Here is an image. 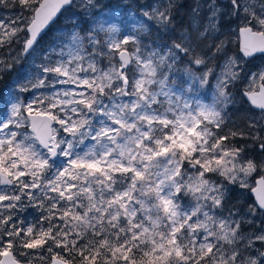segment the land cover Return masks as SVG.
<instances>
[{"label":"snow or ice","instance_id":"snow-or-ice-1","mask_svg":"<svg viewBox=\"0 0 264 264\" xmlns=\"http://www.w3.org/2000/svg\"><path fill=\"white\" fill-rule=\"evenodd\" d=\"M17 2L27 8L31 16L21 19L22 26L4 32L0 36V45L5 39L10 42L17 33L26 32L28 35L24 38L22 52L27 55L36 50L34 46L41 33L57 13L66 5H72L73 0H0V6ZM91 2L88 0L89 4ZM231 5L234 15H238L243 7V26L238 31L242 38L241 50L244 56H251L257 51L264 52V4L260 5L259 13L252 4L241 5L239 0H231ZM171 7V0H168L166 5L153 6L151 11H144L143 16L149 21L154 20L162 29H169L172 23ZM208 7L211 10L210 26L215 29L220 9L215 5V0ZM3 28L4 25L0 24V30ZM146 29L147 25L141 22L139 30L143 32ZM99 30L105 29L101 26ZM108 31L114 33L118 29L112 27ZM203 36L204 32H200L197 39ZM87 39L92 46V51L86 53L89 58L87 68L82 64L86 52L84 38L78 34L72 37L73 48L68 53L69 61H57L56 66L42 67L43 72L56 74L53 77L56 83L86 86L91 89L90 94L65 91L63 98L50 101L47 107L37 109L33 105H43L46 97L34 96L27 103L17 100L11 105L10 114L0 117V132L9 129L0 138V185L15 186L11 194L0 189V208L14 209L22 196H26L29 201L33 200L31 189L57 192L58 199L51 205L46 219H51V209L56 208L59 200H64L66 203L60 219L64 220L67 227V231L64 227L58 228L53 235L52 229L57 226L50 223L47 231L41 229L33 236L32 226L19 229L12 223L6 228L12 216L0 213V257H3L0 264H18L12 252L15 238H20L22 247L27 249L42 247L51 240L56 247L71 251L77 248V241L89 229L93 237L103 238L99 241L90 240L78 249L82 257L81 264H96L98 258H102L104 264H157L169 257L178 258L176 264H200L201 260L212 254L215 247L209 237L228 244L244 241L245 235L241 232L243 217L233 219V216L239 215L238 210L230 211L227 218L210 215L214 209L222 208L227 189L205 178L206 173L218 172L229 183L247 188L249 185L246 177L257 168L251 159L241 162L243 148L225 147L222 141L228 137L218 136L212 131V127L220 128L224 123L223 107L217 108L216 104L223 106L230 102L231 93L227 89L241 78L239 71L232 70L238 66L236 58L226 57L224 66L228 72L224 78L218 77L216 102L211 106L197 103L194 108L180 93L173 90L176 82L170 79L177 54H190L194 51L188 36L182 37L180 43L173 41L171 46H165L163 54L160 49L154 48L146 55L141 54L140 42L133 35L125 36L122 40L110 36L103 42L110 49L108 52L103 50L101 42L92 33L88 34ZM130 42L136 46L132 53L124 47ZM54 50L50 46V51ZM117 51L120 61L118 65L112 62ZM225 51V41H221L216 44L213 55L225 54ZM98 57L109 59L107 70L97 69ZM73 61L76 62L75 66L69 67ZM133 62L129 91L128 72ZM191 62L201 65L205 59L196 55ZM88 70L98 74L91 78L77 75L80 71ZM211 72L212 69H208L198 77L199 81L207 83V76ZM119 81L122 84L116 83L114 86V82ZM257 81L259 91L254 87ZM153 85L156 87L153 88ZM43 86L44 79H39L33 85L34 88ZM105 89L109 91L106 93ZM19 91H28V88L22 85ZM97 94L107 95L109 104H104ZM243 95L252 105L264 111V70L252 74ZM120 96H132L134 99L129 103L118 102ZM55 109L59 111L54 112ZM169 113L172 118H169ZM89 114L100 117L97 121L100 127L93 124ZM54 124L60 125V128L53 127ZM10 125L16 129L30 127L32 135L27 131H12ZM164 129L169 131L164 132ZM61 131L72 139H58ZM230 135L244 134L231 132ZM85 139H91L95 144L87 151L77 152V145L83 144ZM37 142L46 151L39 150ZM260 148L264 150V143L260 144ZM61 157L67 158L66 161L59 163ZM184 161L193 168L199 166L196 173L187 179L186 172L181 171ZM261 167L264 168V164ZM49 171H54V178L46 176ZM24 177H30V182L22 179ZM118 184L120 187H116ZM256 184L251 189L256 193V202L249 205L245 216H254L258 210L264 213V176ZM17 189L19 194H16ZM181 192L190 193L197 203L191 208L181 206L178 195ZM81 197L87 200V204L81 202ZM202 200L211 203L201 204ZM4 201L8 203L4 204ZM76 208H82L83 214L76 212ZM138 212L142 213L141 217H137ZM201 214L203 220L199 219ZM121 217L126 220L124 226H121ZM193 217L197 219L193 221ZM146 221L150 226H146ZM212 225L219 229L220 235L212 230ZM201 229L204 233L203 242L197 245ZM21 231L25 233L22 238ZM72 232H75V239H69ZM5 236L9 237L7 241L4 240ZM185 240L187 243H184ZM255 240L264 241V232L254 239L249 236L245 247L250 248ZM133 249L142 253L139 262ZM48 251L52 252V248L49 247ZM57 255L53 256V264H67L63 257L57 259ZM238 255L239 250L233 249L227 260L221 257L220 264H236ZM259 256L264 258V252H260ZM211 264H216L214 256ZM241 264H258V260L248 257Z\"/></svg>","mask_w":264,"mask_h":264},{"label":"rangeland","instance_id":"rangeland-1","mask_svg":"<svg viewBox=\"0 0 264 264\" xmlns=\"http://www.w3.org/2000/svg\"><path fill=\"white\" fill-rule=\"evenodd\" d=\"M239 2L241 5L252 4L257 13L260 12V5L264 4V0H239ZM167 3L168 0H92L91 4H89L88 0H74L73 5L66 8L58 19L50 25L45 35L35 46L36 50L30 52L28 55L22 52L24 38L28 35L26 32L17 33L16 36L11 38L10 42L5 39L3 44L0 45V61H3V64H0V117H7L10 114L11 105L16 103L17 100H22L27 103L31 101L34 96L46 97L47 99L44 100L43 105H33V108L37 109L40 107H47L50 101L54 102L56 99L63 98V93L65 91H75L77 93L85 92L86 94L91 93V89H87L86 86H78L71 83H56L55 80H53V77L56 76L55 73L43 72L42 66L44 65L56 66L57 61L67 62L70 60L68 53L70 49L73 48L72 37L74 34H78L80 37L84 38L83 43L86 49L84 53L85 60L82 62L84 68H87L89 59L86 53L92 51V46L87 39L89 33L97 37L105 52L110 51V49L104 46L103 42L110 36L117 40H122L128 35L136 36L140 42L139 47L141 48L142 55H146L154 48L160 49L161 54H163L165 46H171L173 41L180 43L182 37L188 36L190 38L191 48L194 49V51L190 52V54H185L183 52L177 54L170 79L176 82V84L173 85V90L180 93L194 108L197 103L211 106L216 102L218 98V77L224 78L225 74L228 72V68L224 66L226 64V57L236 58L238 66L232 70L239 71L241 78L230 84L229 87L231 88L227 89V91L231 93L230 103L234 107L233 111L240 113L239 117L242 119L237 121L240 122L237 127H241L240 131L243 132L245 140L252 142L250 145L251 151L246 154H241V162H246L251 159L257 165V168L256 171L246 177L249 185L247 188H241L239 184H231L228 180L227 183L224 184V187L227 189L226 195L229 196L232 193V195L236 197L234 201L238 205L237 208L235 210L227 208V205H224V201H222V208L214 209L210 215H215L218 218H227L230 211L238 210L239 215L233 216V219H241L243 217L241 232L245 235V240L236 244H228L223 240L217 241L215 237H209V241H213L215 247L213 248L212 254H209V256L201 260L200 264H211L213 256L216 264H220L221 257L227 260L228 257L231 256L233 249L239 250L236 264H241V261L246 260L248 257L257 259L258 264H264V258L259 256L260 252H264V241L255 240L250 248L245 247L246 240L249 236L254 239L256 235L264 232V213L258 210L254 216H245L249 205L255 204L251 189L255 188L257 186L256 181L264 176V168L261 167V164H264V150L260 148V144L264 143V111L253 109L243 96L244 90L249 86L252 74L264 70V55H257L255 58L247 60L240 52V35L238 29L243 26L241 21L244 19V12L243 7H241L239 14L234 15L232 13L231 0H215V5L220 9L215 29L210 26L209 21L211 10L208 5L212 3V0H171L172 23L169 29H162L154 20L149 21L147 17L143 16V12L151 11L153 6L166 5ZM194 9H197V11H194ZM29 16H31V12L18 2L9 3L7 6H0V24L4 25V28L0 30V36H2L4 32L9 31L12 27L22 26L20 23L21 19ZM141 22L147 25V29L143 32L139 30V24ZM101 26L105 29L104 31L99 30ZM112 27L117 28L118 31L110 33L108 29ZM206 28L208 29L207 32H205ZM200 32H204V36L197 39V35ZM221 41H225V54L216 53V55H213L216 44ZM50 46L55 50L50 51ZM124 47L127 48L129 53H132L136 46L130 42ZM61 52H63V55H61ZM196 55L203 57L205 63L201 65L192 63V58ZM46 56L47 59L45 58ZM112 62L117 65L119 64L118 51L115 53ZM75 63L76 62L73 61L69 67H74ZM109 66L110 63L107 57L97 58V69L107 70ZM133 66L134 62L129 65V91H131V69ZM208 69H212V72L207 76V83L202 84L198 77ZM164 70L167 71V69ZM97 74L98 73H93L91 70L77 73L81 78H91ZM39 79H44L45 86L34 88L33 85L36 84ZM56 79H67V77H56ZM116 83L122 84V81L114 82V86ZM22 85L27 87L28 91H19ZM152 87L155 88L156 86L153 85ZM254 87L256 91L259 90V81H257ZM108 91V89H105L106 93ZM97 95L99 96V94ZM99 99H101L104 104H109L107 95L99 96ZM132 99H134L132 96H120L118 102L129 103ZM159 99L163 100L164 98L159 97ZM216 106L217 108H221L224 105L221 106L220 104H216ZM153 107L158 106L154 105ZM53 111L58 112L59 109ZM60 115H63V113H60ZM89 115L92 116V114ZM168 115L169 118H172L171 113ZM99 118L100 117L92 116V122L97 128L100 127L97 123ZM227 121L228 123L230 122L229 120ZM108 123L111 122L108 121ZM224 123L220 128L212 127V131L215 133V131L223 129ZM54 127L59 129L60 125L57 124ZM10 129L18 132L27 131L29 135H32L30 127L27 129H16L14 126L10 125ZM168 131L169 129H164V132ZM8 132L9 129H4L3 132H0V138H3ZM156 135L159 136L160 133L157 132ZM61 137L72 139V137L62 131L58 134L57 138L60 139ZM253 137L258 138L253 139ZM93 144H95V141L85 139L83 144L77 145L76 151H87ZM36 146L39 150L46 151L42 149L38 142ZM194 155H198V153H194ZM66 159L65 157H61L59 163H63ZM183 165L182 172H186L185 179L195 174L199 167L193 168L187 161H184ZM209 173L210 175L205 176V178L216 184H220L216 178L213 179V176L219 173ZM118 175L119 174H117V176ZM46 176L54 178V171H49L46 173ZM222 177L224 178V176ZM22 179L30 182V177H24ZM14 187L13 185H0V189H5L7 194H11ZM116 187H120V185L118 184ZM96 190L97 192L99 191L98 188ZM31 191L34 196L33 200L29 201L26 196H22L21 201L17 202V206L14 209L6 210L0 208V213H2L3 216H12V220L9 221V224L5 225V227H10L12 223H15L19 229H26L32 226L33 236H36L41 229L47 231L51 223L57 226L52 229L53 235H55L58 228L63 227V220L60 219V216L66 201L59 200L56 208L51 209L53 215L49 220L46 219V217H49V209L58 199V193L52 191L46 192L41 189H31ZM73 191H75V189H73ZM16 194H19L18 189L16 190ZM134 195L136 194L134 193ZM178 195L180 196L179 203L185 208H191L197 203L190 193L185 194L181 192ZM105 197L107 198V192H105ZM81 202L87 204V200L84 197H81ZM3 203L7 204L8 201H4ZM200 203L210 204L211 202L202 200ZM41 205L43 206L41 207ZM136 207L139 208V205H136ZM225 208L226 215L222 216L218 211L225 210ZM161 215H163V213H161ZM141 216L142 213L138 212L137 217ZM152 216L155 218L154 212ZM196 219V217H193V221ZM199 219H204L202 214L199 216ZM122 221H125L123 222L125 225L126 220L124 217H121L120 222ZM193 221H190V223ZM145 223L146 226H150L147 221ZM165 223H167V221H165ZM210 227L217 235H220V231L215 225ZM199 233L200 234L197 236V245L203 242V230H199ZM73 234L74 232L71 233V235ZM24 235V231H21L20 237L22 238ZM8 239L9 237H4L5 241ZM90 240L95 239H87L86 243ZM184 243H187V241L185 240ZM85 244H81V246ZM49 247L52 248V252L48 251ZM141 247L144 246L142 245ZM218 249L219 251H217ZM12 252L16 259L23 264H52L54 254H58L56 256L58 258L63 257V259L70 264H81L80 262L77 263L73 259L66 257L62 248L56 247L51 240L42 247L27 249L22 247L20 238H15ZM133 253L139 262L142 258V253L136 249H133ZM74 254H78V252L75 251ZM108 255L109 257L111 256L110 253ZM0 259H2V257H0ZM177 259L178 258L175 257H169L167 260L158 261L157 264H176ZM96 264H104L103 259L98 258ZM118 264H122V262H118Z\"/></svg>","mask_w":264,"mask_h":264},{"label":"trees","instance_id":"trees-1","mask_svg":"<svg viewBox=\"0 0 264 264\" xmlns=\"http://www.w3.org/2000/svg\"><path fill=\"white\" fill-rule=\"evenodd\" d=\"M230 88L231 87H228V89H230ZM233 108L234 107L232 106V104L230 102L223 106V116H224V122H225L224 124L225 125H224L223 129L215 131V134H217L218 136L228 137L227 139L222 141V144L225 147H227L229 149H231L233 147L243 148L242 154H246V153L251 151L250 145L252 144V142H250L249 140H245L244 135L243 136H241V135L231 136L230 135L231 132H237V133L242 132V131H240L241 127L240 128L237 127L240 124V122H237V121L242 120L239 117L240 113L233 111ZM227 120H229L230 122L228 123ZM183 167H184V165L182 166L181 171H182ZM208 175H210V173L205 174V176H208ZM215 178L222 185L227 183V179L225 177L223 178L220 174H215L213 176V179H215ZM234 200H236V197H234L232 195V193L229 196L226 195L224 200H223L224 205H227V208L235 210L238 205ZM75 211L83 214V209L76 208ZM218 212H220L222 216H225L226 215V208H225V210H219ZM123 222H125V221L121 222V226H124ZM62 224H63V227L65 228V230H67V227L64 224V220L62 221ZM68 227H70V225ZM113 231H115V230H113ZM75 238H76L75 232L73 235L69 236V239H75ZM101 238H102V236L93 237L92 231L89 229L86 232V234L84 235V237L77 241V248L76 249L68 251L64 247H61V248L64 252V255L66 254L65 255L66 257L73 259L77 263L78 262L81 263L82 257L79 255V252H78V249L81 247V244H85L87 239H95L96 241H99ZM69 247H71V246H69ZM75 251H77L78 254H74Z\"/></svg>","mask_w":264,"mask_h":264},{"label":"water","instance_id":"water-1","mask_svg":"<svg viewBox=\"0 0 264 264\" xmlns=\"http://www.w3.org/2000/svg\"><path fill=\"white\" fill-rule=\"evenodd\" d=\"M73 4V3H72ZM70 6H72V5H70ZM70 6H68V5H66L64 8H62L61 10H60V12H58L57 13V15L53 18V20H52V22H50V24L43 30V32L41 33V36L39 37V39H38V41L45 35V33L47 32V30L49 29V27H50V25L51 24H53L54 23V21H56L57 19H58V17L61 15V13L66 9V8H68V7H70ZM242 39V38H241ZM36 46V45H35ZM34 46V47H35ZM240 51H241V53L243 54V52H242V50H241V40H240ZM28 55V54H27ZM244 55V54H243ZM257 55H264V52H259V51H257V52H254L251 56H245V58L247 59V60H250V59H252V58H254L255 56H257ZM245 96V95H244ZM245 98H246V100H248V102L251 104V106L254 108V109H256V110H260V111H262L261 109H259V108H257L256 106H254V105H252V103H251V101L245 96ZM30 130H31V128H30ZM52 159H55V158H52ZM253 192V191H252ZM254 193V192H253ZM255 194V196H256V193H254ZM13 255H14V253H13ZM15 256V255H14ZM2 259H3V257H2ZM57 259H59V258H57ZM17 260V259H16ZM18 261V260H17ZM18 264H22V263H20L19 261H18ZM52 264H53V262H52ZM67 264H70V263H67Z\"/></svg>","mask_w":264,"mask_h":264}]
</instances>
